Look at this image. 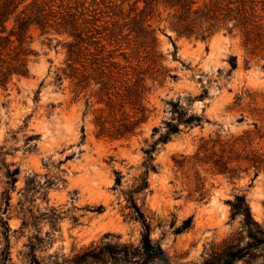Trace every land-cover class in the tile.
<instances>
[{"label":"rangeland","instance_id":"1","mask_svg":"<svg viewBox=\"0 0 264 264\" xmlns=\"http://www.w3.org/2000/svg\"><path fill=\"white\" fill-rule=\"evenodd\" d=\"M158 12L165 73L149 98L154 113L128 140L97 138L96 105L72 102L69 80L57 83L67 34L31 30L28 75L0 88V264H102L103 245H138L143 217L171 264H217L249 240L228 202L237 195L264 229V167L254 176L258 154L264 165V46L245 45L236 29L178 35ZM170 100L203 122L157 144L152 159L144 149L164 131ZM220 145L241 158L232 176L209 162ZM235 264H264V246Z\"/></svg>","mask_w":264,"mask_h":264},{"label":"trees","instance_id":"2","mask_svg":"<svg viewBox=\"0 0 264 264\" xmlns=\"http://www.w3.org/2000/svg\"><path fill=\"white\" fill-rule=\"evenodd\" d=\"M161 6L178 35L203 40L218 29L228 33L236 29L245 45L264 46V0H0V88L6 89L13 76L28 75L27 63L36 55L30 48L32 29L67 34L69 40L61 44L66 65L56 81L69 80L72 102L82 100L86 108L96 105L94 135L108 140L139 135L155 111L149 98L153 88L162 85L165 73L159 66L161 54L153 33V18ZM262 56L264 70V53ZM229 64L230 70L236 67L235 56L229 58ZM167 74L171 80L177 77ZM167 104L170 117L164 121V131L144 149L152 159L157 144L166 143L183 127L203 122L179 102ZM158 131L159 126L152 127V134ZM232 152L225 145L212 152L209 162L218 173L232 176L240 170L241 158L231 156ZM257 157L254 176L264 167L263 159ZM120 181L121 175L115 171L114 183ZM228 202L232 215L241 217L249 240L226 250L217 264H235L264 246V229L252 217L245 198L237 195ZM93 210L101 212L103 207ZM140 222L138 245L108 243L95 258L102 264H171L162 247L151 239L144 217Z\"/></svg>","mask_w":264,"mask_h":264}]
</instances>
